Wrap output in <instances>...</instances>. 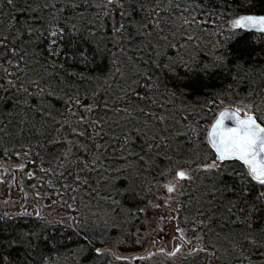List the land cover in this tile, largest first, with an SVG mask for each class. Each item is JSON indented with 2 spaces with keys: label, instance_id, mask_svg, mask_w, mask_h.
<instances>
[{
  "label": "trees",
  "instance_id": "1",
  "mask_svg": "<svg viewBox=\"0 0 264 264\" xmlns=\"http://www.w3.org/2000/svg\"><path fill=\"white\" fill-rule=\"evenodd\" d=\"M248 13L264 0H0V169L51 210L0 200V264H107L182 167L180 264H264V186L236 160L206 167L219 108L264 124V33L231 24Z\"/></svg>",
  "mask_w": 264,
  "mask_h": 264
},
{
  "label": "rangeland",
  "instance_id": "2",
  "mask_svg": "<svg viewBox=\"0 0 264 264\" xmlns=\"http://www.w3.org/2000/svg\"><path fill=\"white\" fill-rule=\"evenodd\" d=\"M212 164L217 166L218 160L214 159L206 167ZM14 170L7 166L0 169V200L4 202L6 211L15 214L49 213L50 209L42 208L33 198L25 197ZM191 170L179 168L163 180L161 195L158 193L151 203L143 207L138 222L125 223L109 239L110 242L98 250L100 255L95 261L106 260L107 264H180L190 251L191 243L182 238L175 220L174 201L185 180L177 179L176 173L183 171L188 178ZM166 186H172L174 191L168 192ZM106 237V233L101 235L103 239ZM76 262L81 261L76 259Z\"/></svg>",
  "mask_w": 264,
  "mask_h": 264
},
{
  "label": "snow or ice",
  "instance_id": "3",
  "mask_svg": "<svg viewBox=\"0 0 264 264\" xmlns=\"http://www.w3.org/2000/svg\"><path fill=\"white\" fill-rule=\"evenodd\" d=\"M12 2L13 0H8L9 4ZM113 2L114 0H108L109 4ZM184 23H188V21L185 20ZM231 24L233 28H258L260 31H264V16H240ZM51 35L55 37L57 33L53 31ZM9 83L12 82L9 81ZM240 111L237 108L232 112L228 110L220 112L208 131V142L215 149L217 160L235 159L241 161L251 179L264 186V126L258 122L256 116L249 112H245L241 117ZM225 119L231 120L232 125H226ZM19 167L23 168V165ZM208 167H216V165L212 164ZM176 177L177 179H186L187 174L178 171ZM166 187L168 192L174 191L172 186ZM261 196L264 197V194ZM252 242L255 243L254 240Z\"/></svg>",
  "mask_w": 264,
  "mask_h": 264
},
{
  "label": "water",
  "instance_id": "4",
  "mask_svg": "<svg viewBox=\"0 0 264 264\" xmlns=\"http://www.w3.org/2000/svg\"><path fill=\"white\" fill-rule=\"evenodd\" d=\"M246 15H251V16H264V13H259V14H250V13H248V14H240V15L234 17L233 20L239 18L240 16H246ZM233 20H232V21H233ZM241 29H243V30H247V31H255V32H262V33H264V31H260L258 28H241ZM236 109H237V108H235V107H233V106H222L221 108H219V109L217 110V112L215 113L213 119L210 121V123H209L208 126H207V130H206L207 140H208V131L210 130L211 125L213 124V122L218 118L219 113L222 112V111H225V110H228L229 112H232V111H235ZM240 115H241V117H243L244 113L240 112ZM258 122L261 123L260 121H258ZM232 123H233V122H232L231 120L225 119V124H226V125L231 126ZM261 124H262V123H261ZM262 126H264V124H262ZM209 145H210L212 151L214 152L215 156H217V153H216L215 149L212 148V146H211L210 143H209ZM230 160H235V159H227V160H224V161H230ZM236 161H238V160H236ZM239 162L242 163L241 161H239ZM242 164H243V163H242Z\"/></svg>",
  "mask_w": 264,
  "mask_h": 264
},
{
  "label": "bare ground",
  "instance_id": "5",
  "mask_svg": "<svg viewBox=\"0 0 264 264\" xmlns=\"http://www.w3.org/2000/svg\"><path fill=\"white\" fill-rule=\"evenodd\" d=\"M85 219V218H84ZM86 220V219H85ZM89 220V219H88ZM88 222V221H87ZM89 223V222H88Z\"/></svg>",
  "mask_w": 264,
  "mask_h": 264
}]
</instances>
